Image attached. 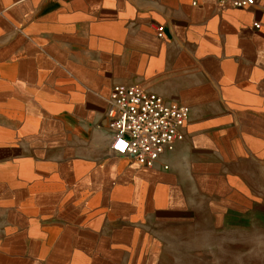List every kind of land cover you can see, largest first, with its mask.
Segmentation results:
<instances>
[{
	"label": "crops",
	"instance_id": "obj_1",
	"mask_svg": "<svg viewBox=\"0 0 264 264\" xmlns=\"http://www.w3.org/2000/svg\"><path fill=\"white\" fill-rule=\"evenodd\" d=\"M116 85L189 110L152 169L110 150ZM262 216L264 0H0V264H159Z\"/></svg>",
	"mask_w": 264,
	"mask_h": 264
},
{
	"label": "built area",
	"instance_id": "obj_2",
	"mask_svg": "<svg viewBox=\"0 0 264 264\" xmlns=\"http://www.w3.org/2000/svg\"><path fill=\"white\" fill-rule=\"evenodd\" d=\"M220 7L245 10L255 0H215ZM259 28V26H257ZM156 35L163 38L161 28ZM107 112L113 155L130 158L138 166L152 169L160 157L183 141L181 130L189 110L140 87L116 85L109 97Z\"/></svg>",
	"mask_w": 264,
	"mask_h": 264
},
{
	"label": "rangeland",
	"instance_id": "obj_3",
	"mask_svg": "<svg viewBox=\"0 0 264 264\" xmlns=\"http://www.w3.org/2000/svg\"><path fill=\"white\" fill-rule=\"evenodd\" d=\"M162 244L159 264H264V216L255 227L221 231L178 224Z\"/></svg>",
	"mask_w": 264,
	"mask_h": 264
}]
</instances>
